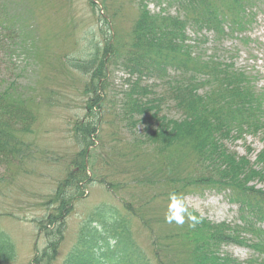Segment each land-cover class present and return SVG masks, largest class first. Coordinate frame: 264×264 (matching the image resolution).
<instances>
[{
	"label": "rangeland",
	"instance_id": "rangeland-1",
	"mask_svg": "<svg viewBox=\"0 0 264 264\" xmlns=\"http://www.w3.org/2000/svg\"><path fill=\"white\" fill-rule=\"evenodd\" d=\"M141 1L0 0L4 23L0 25V93L9 89L8 94L24 102L35 120L32 132L20 137L30 145L23 148L28 154L9 161L0 158V230L11 238L16 250L15 259L3 264H34L36 252L45 246L35 220L52 210L46 203L79 150L73 126L85 116V91H89L95 66L83 74L68 61L87 59L95 43H101L99 47L105 41L127 43ZM144 1L151 13L178 14V6L167 0ZM214 1L218 7L224 4V0ZM246 8L247 17L243 18L249 25L245 31L228 34L216 43L213 32L203 31L202 37L194 27H188L187 43L205 56L216 53L224 60L232 59L264 89V0ZM108 57L101 59H106L99 90L103 91V106L94 111L101 121L87 159L92 180L84 185L82 198L74 202L65 218L63 238L51 264H63L83 221L101 204L117 209L128 220L135 243L153 264H192L190 247L180 236L188 215L183 224L165 219L172 190L188 210L213 223L237 222V206L229 202L228 191L211 186L173 189L171 180L194 170L195 155L189 149H172L162 156L151 147L133 146L131 137L143 133L144 124L138 123L134 129L127 123L121 110L123 92L130 88L129 72L120 61ZM141 84L151 86L159 95L164 89L162 82L151 77L143 78ZM157 97L149 95L150 99ZM160 109L170 118L180 117L170 102L160 104ZM263 136L262 130L247 132L227 141L226 146L253 163L263 149ZM167 159L169 166L164 164ZM253 183L264 189V178ZM221 251L239 261L252 254L249 247L236 244L224 245Z\"/></svg>",
	"mask_w": 264,
	"mask_h": 264
},
{
	"label": "trees",
	"instance_id": "trees-1",
	"mask_svg": "<svg viewBox=\"0 0 264 264\" xmlns=\"http://www.w3.org/2000/svg\"><path fill=\"white\" fill-rule=\"evenodd\" d=\"M254 1L224 0L218 7L214 0H167L178 6V14L170 15L151 13L142 0L127 43L105 41L100 47L101 43H95L87 59L68 61L83 74L95 67L89 91H85V116L73 126L79 150L70 161L66 177L58 182L46 203L52 210L35 220L45 246L36 252L34 264H51L55 259L65 218L74 202L82 198L84 185L92 180L87 159L101 121L94 111L103 106V91L99 90L106 59H101L107 55L109 60L120 61L129 72L130 88L123 92L121 110L127 123L132 128L144 124L143 133L132 135L133 146L151 147L162 156L172 149H189L195 155L194 170L171 180L173 189L211 186L228 191L229 202L237 206L234 223H213L188 210L196 222L193 226L188 216L180 236L190 247L192 264H264V189L253 183L264 178V146L253 163L226 146L227 141L241 138L244 133L264 131V89H259L250 72L237 68L232 59L195 51L186 35L188 27H194L202 37L203 31H211L217 43L228 34L243 32L249 25L244 20L246 7ZM3 24L0 15V25ZM150 77L162 82L160 95L151 86L141 84L143 78ZM8 92L5 89L0 93V158L6 161L28 154L23 148L30 145L20 137L32 132L35 121L24 102L14 100ZM149 95L158 97L150 99ZM164 102L172 103L180 117L174 119L162 113L160 104ZM164 164L169 166L170 160ZM116 210L108 204L95 207L83 221L78 240L63 264H153L135 243L128 220ZM230 244L249 247L251 257L239 261L222 253V247ZM15 257L11 238L0 230V264Z\"/></svg>",
	"mask_w": 264,
	"mask_h": 264
},
{
	"label": "clouds",
	"instance_id": "clouds-1",
	"mask_svg": "<svg viewBox=\"0 0 264 264\" xmlns=\"http://www.w3.org/2000/svg\"><path fill=\"white\" fill-rule=\"evenodd\" d=\"M186 214L194 222L193 223V226H194L196 222V217L191 216L188 213V209L184 205L182 197L178 196L176 193H170L168 214L165 217L166 221L169 223H172L174 221L178 224H183L185 222Z\"/></svg>",
	"mask_w": 264,
	"mask_h": 264
}]
</instances>
